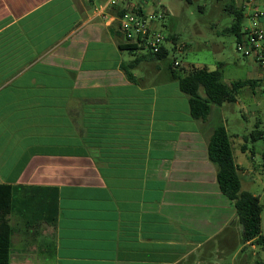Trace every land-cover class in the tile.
<instances>
[{
	"label": "crops",
	"instance_id": "1",
	"mask_svg": "<svg viewBox=\"0 0 264 264\" xmlns=\"http://www.w3.org/2000/svg\"><path fill=\"white\" fill-rule=\"evenodd\" d=\"M105 4L0 0V76H12L0 85L10 264H226L230 251L257 248L244 243L208 159L213 114L234 103L193 119L178 81L160 79L147 53L121 48L119 14L148 8ZM134 59L131 81L123 66ZM263 75L252 70L244 80ZM257 87H243L235 103ZM234 160L251 192L253 177Z\"/></svg>",
	"mask_w": 264,
	"mask_h": 264
},
{
	"label": "rangeland",
	"instance_id": "2",
	"mask_svg": "<svg viewBox=\"0 0 264 264\" xmlns=\"http://www.w3.org/2000/svg\"><path fill=\"white\" fill-rule=\"evenodd\" d=\"M142 2L148 10L165 11L164 19L158 22L159 29L166 36L176 38L177 50L174 44L167 45L168 55L161 59H153L154 65H158L159 78L171 77L170 67H174L175 61L181 66L175 67L179 76H184L183 70L192 66H207L215 68L222 64L223 84L230 86L233 82L247 79L250 71L263 72L256 69V66L247 60L236 50V36L227 32L231 27L235 15L228 10L230 5L237 7L245 6V13L250 12L251 5L256 0H134ZM244 26L249 25L245 18ZM181 47H185L180 51ZM187 48V49H186ZM140 52V51H139ZM144 52V51H142ZM133 59L135 56L127 52ZM153 65V66H154ZM257 65V64H256ZM259 68V66L257 65ZM263 82L259 87L247 88L244 90L250 98L244 99L237 104H229L226 109L213 114V122L226 127L233 153L237 159L244 163L242 172L253 177L254 183L249 186L251 192L261 195V204L264 208V171L262 170L264 152V75ZM182 97H188L181 93ZM215 106V105H213ZM254 131L262 135L253 137ZM246 148L243 149V148ZM262 232L264 233V209L262 212ZM252 249L247 246L240 250L238 256L233 257L235 252L227 253L226 264H257L264 261V250L259 246ZM236 261V262H235ZM50 264V262L48 263Z\"/></svg>",
	"mask_w": 264,
	"mask_h": 264
},
{
	"label": "trees",
	"instance_id": "3",
	"mask_svg": "<svg viewBox=\"0 0 264 264\" xmlns=\"http://www.w3.org/2000/svg\"><path fill=\"white\" fill-rule=\"evenodd\" d=\"M228 10L234 13L235 18L227 30L236 36V41H239L244 35L245 8L230 5ZM123 12L119 15L121 16ZM174 38L170 36L168 39L174 41ZM121 48L132 53L139 52L135 47L126 44L121 45ZM168 53V49L163 48L159 54H148L147 57L152 60L161 59ZM138 63L139 61L134 59L123 66V70L131 81H134L131 71L137 67ZM175 67V65L170 67L172 79L178 81L180 91L188 97L190 114L195 120L207 121L213 105L222 106L226 103H235L243 87L247 85L255 87L263 82V80H239L230 86H225L221 67L210 70L207 67L192 66L188 70H183L184 76H179ZM11 78L12 76H0V85ZM258 135L262 134L258 132ZM208 159L216 167L217 180L222 193L232 201L236 209L239 222L243 227L244 243H253L264 250V233L262 232L264 208L259 196L242 190L240 168L235 163L230 135L224 125H218L209 139ZM11 204L12 187L0 184V264H10L11 227L8 215L11 212ZM257 264H264V261Z\"/></svg>",
	"mask_w": 264,
	"mask_h": 264
},
{
	"label": "built area",
	"instance_id": "4",
	"mask_svg": "<svg viewBox=\"0 0 264 264\" xmlns=\"http://www.w3.org/2000/svg\"><path fill=\"white\" fill-rule=\"evenodd\" d=\"M123 0H106V8H116ZM264 5V0H259ZM251 5L247 15L249 25L243 28L244 35L236 43V50L245 58L252 59L256 64L264 69V25L262 19L264 10L255 3L247 2ZM246 6V4H245ZM244 7V6H243ZM165 11L148 10L143 7L133 6L125 9L119 18V30L125 40L126 45L135 47L138 51L147 54H159L166 45L171 43L158 27V22L164 19ZM176 50L178 49L175 45ZM185 47H181L183 51ZM176 67L181 66L175 61ZM264 85V84H263ZM264 92V88H263ZM264 171V158L262 164Z\"/></svg>",
	"mask_w": 264,
	"mask_h": 264
}]
</instances>
